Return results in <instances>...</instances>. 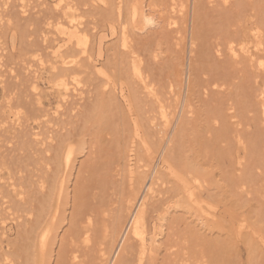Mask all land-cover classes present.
Here are the masks:
<instances>
[{"label":"bare ground","instance_id":"obj_1","mask_svg":"<svg viewBox=\"0 0 264 264\" xmlns=\"http://www.w3.org/2000/svg\"><path fill=\"white\" fill-rule=\"evenodd\" d=\"M17 1L0 264H264V0Z\"/></svg>","mask_w":264,"mask_h":264},{"label":"rangeland","instance_id":"obj_2","mask_svg":"<svg viewBox=\"0 0 264 264\" xmlns=\"http://www.w3.org/2000/svg\"><path fill=\"white\" fill-rule=\"evenodd\" d=\"M1 2L2 0H0V5ZM16 2L18 1L15 0V4ZM36 3H37L36 0L33 1V4ZM17 5L18 4H16V6ZM19 9L20 8L18 5V7L15 8L14 10L18 12ZM38 9H39V4H37L35 8L31 9L33 14H30V18H28V20H24L22 17H18L17 19H12V22L10 24L4 25L0 29V55L2 56L3 62L7 69L6 71H4V75L2 77L5 82L4 88H2L1 86L2 84H0V104L3 105V107H1V110L7 111L9 107V103H11L15 109L25 110L24 108L25 103L29 100H32V95L30 90L31 87L23 86L21 84V80L24 79L23 67L24 64H26L28 61V60L23 61L21 57L24 47L29 45L27 39L30 38V37L26 38L27 35H24L22 33V30L23 29L30 30L33 26H36V22L38 18L33 17V15H34V11ZM212 14L209 17H212ZM214 15L215 14H213V16ZM212 19H215V17L211 18V20L209 19L210 22H212ZM31 59L33 62L36 63V60H34L33 57ZM9 67L14 68V72L10 73ZM16 73L17 76H14ZM42 74L46 76L45 72H42ZM43 80L45 84L43 83L42 85L40 83L39 88L43 90L42 98L44 103H47L48 101L47 99H52L54 96L48 93L46 78L44 79V77L42 76V81ZM30 102H34V101H30ZM52 105L53 103L51 104V106ZM12 118H15V116L13 117V115L9 114L7 117V121L10 122L9 123L6 122L7 125L4 126V128L0 127V168L6 167L8 165L14 167V165H17V163L19 164L26 163L27 161L30 160V159L25 160V158L23 157L22 158L18 157L17 155L22 154L23 151L19 149L20 146H17V149H14V146H12L18 140L17 136L19 134V132L16 130V128L18 127L17 125H15V127L9 125L12 124L13 122ZM29 121L30 119H28V122ZM263 183L260 184L261 185L260 189L264 190ZM263 190L261 191V193L263 192Z\"/></svg>","mask_w":264,"mask_h":264}]
</instances>
